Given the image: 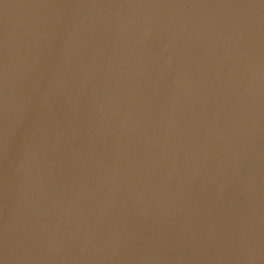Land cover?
<instances>
[{
  "label": "water",
  "instance_id": "obj_1",
  "mask_svg": "<svg viewBox=\"0 0 264 264\" xmlns=\"http://www.w3.org/2000/svg\"><path fill=\"white\" fill-rule=\"evenodd\" d=\"M0 264H264V0H0Z\"/></svg>",
  "mask_w": 264,
  "mask_h": 264
}]
</instances>
